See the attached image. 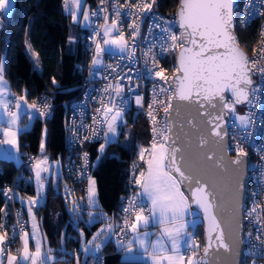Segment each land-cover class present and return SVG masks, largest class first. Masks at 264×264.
I'll use <instances>...</instances> for the list:
<instances>
[{
  "label": "snow or ice",
  "instance_id": "obj_1",
  "mask_svg": "<svg viewBox=\"0 0 264 264\" xmlns=\"http://www.w3.org/2000/svg\"><path fill=\"white\" fill-rule=\"evenodd\" d=\"M69 0H65L66 7ZM75 5V11L71 8L73 20L81 15V0H71ZM105 0H101L104 4ZM130 7L137 9L136 14L151 12L156 0H137L135 5L128 0ZM12 0H0V12L9 13ZM107 12V8L101 9ZM127 13L126 15H132ZM98 13L93 12L92 16ZM115 18L109 23V16H103L102 26L93 25L87 11L82 13L85 26L95 27L88 39H91L94 49L91 59L90 76H95L97 70L107 71L109 68L116 72L111 65H105L104 54L110 57H118L121 60L131 62L136 57V37L140 34V23L133 20L129 24L133 43L130 45L123 31L120 30L121 11L114 9ZM179 28L182 32L177 35L173 31L175 26L172 21L165 20L153 13L151 19L153 24L149 27L151 34L153 28L159 29V34L142 52L144 64L153 65L148 71L167 84V87L159 88L160 94H168V100H157V89H153V100L149 104L148 116L152 121L153 143L151 151L141 148L139 159L144 162L146 168L136 173L137 164L133 163L132 183L140 191L131 195L127 200L122 198L124 207L122 212L126 216H134L129 223L128 219L119 225L121 233L134 235L131 239H118L119 247L128 252L134 244H137L138 252L150 260L151 264H218L221 249L229 256V264H241L238 259L241 256V246L247 244L245 256L264 258V170L257 169L258 177H254L257 187L252 189L246 186V161L248 153L241 146L251 136V127L255 122L250 116H239V125L235 119L231 127H239L241 140L230 148L229 128L226 116L235 114L237 104H252L258 99V95L264 93V39L260 41V47H253V57H249L240 46L236 32L247 26L251 20L264 16V0H181L180 10L177 14ZM158 21V22H157ZM0 28L3 25L0 24ZM102 33V35H101ZM264 37V30L261 32ZM162 41V42H159ZM75 42L74 37L69 38V43ZM159 47L161 52L179 50L177 65L171 80L165 76V70L156 61L154 49ZM25 50L32 60L33 72H42L39 66V53L32 45L25 41ZM6 60L0 58V150L4 159H17L23 154L20 137L22 133L31 131L36 121L43 125L41 142L39 146L42 159L30 157L33 162L31 167L34 172V181L37 195L27 198V210L32 214V238L35 240V251L29 247V233L22 232V249L19 257L11 254V249L6 245L9 240L4 224L0 223V264H55L51 256V249L42 251V242L37 232L35 215L32 213L34 206H40L44 198V181L50 176L59 178V163L56 162V171L49 164L45 154L46 140L48 135L47 121L54 116L51 101L45 97H39L29 102L31 93L28 89H22L20 95L11 91V85L5 79ZM131 71V69H129ZM259 80L257 83L253 77ZM107 79V77H104ZM127 79L129 91L132 76L125 73L118 76V80ZM51 84L57 90L59 84L55 77L51 78ZM138 86V85H137ZM169 90L170 94H169ZM95 91V90H93ZM102 95L99 99L100 107L96 109L98 116H93V125L79 126L73 120L70 124L66 122L67 131L71 134L69 144L74 145L77 141L102 138L104 143L100 145V153L105 152L106 146L118 143L121 132L118 130L124 124V113L128 101L122 95L124 88L121 84L109 82L100 90ZM231 94V101L228 95ZM91 93L86 94V101L91 99ZM177 101L175 107L172 101ZM135 105L143 108V97L135 95ZM163 105L164 121L162 127H155L156 117L153 115V105ZM83 105H74V114ZM180 117L183 111L188 112V124L192 132L184 130V124L174 126L170 121L173 115ZM80 115L84 113L81 111ZM27 120V124L23 121ZM23 124V126H22ZM80 130L91 132V136L79 135ZM195 134L193 142L192 134ZM159 137L157 142L156 137ZM264 138V137H262ZM235 139V136L232 137ZM235 152V158L229 159V152ZM149 152V158L145 160V153ZM115 158V154H113ZM83 171L78 176L88 180L86 199L88 208L98 209L96 182L88 174V153H83ZM100 163L97 157L96 164ZM95 166V165H94ZM72 171V169H69ZM22 179V178H21ZM9 193L11 188L7 190ZM67 192L68 189L66 188ZM185 192L190 193L185 195ZM253 198L252 205L245 207L247 196ZM84 199V198H81ZM70 211L79 215V209L83 206L75 200L71 201ZM195 204L202 210L203 219L207 222L206 241L201 248L196 236L189 232V227L195 230L197 226V212L192 209ZM148 214L145 215V207ZM4 209H0V212ZM7 213H5L6 215ZM193 216L191 221L187 216ZM88 223H94L96 215L88 212ZM99 216L108 221L107 215L101 210ZM244 220L255 228V240L253 232L245 231ZM20 221L18 220V224ZM162 227L160 236L151 241L152 233L140 232V228L147 229L152 224ZM117 225L107 222L106 226L99 229L92 239L81 248V252L87 257L91 255L98 264H101L99 253L102 247L111 240L115 234ZM16 230L13 229V238ZM83 237V232H81ZM185 246V247H182ZM202 251V255H198ZM187 253V256L185 255ZM79 264V253L73 254ZM246 264V262H245ZM254 264V261H253Z\"/></svg>",
  "mask_w": 264,
  "mask_h": 264
},
{
  "label": "trees",
  "instance_id": "obj_2",
  "mask_svg": "<svg viewBox=\"0 0 264 264\" xmlns=\"http://www.w3.org/2000/svg\"><path fill=\"white\" fill-rule=\"evenodd\" d=\"M87 1L94 6L98 0ZM177 5L178 0H157L156 10L163 15L174 17ZM0 19L3 23L0 58L6 60L5 79L16 95H20L22 89H28L31 93L29 102L40 94L54 97V116L47 121L45 154L51 159H60L65 152L64 103L78 97L79 85L88 61L89 54L85 47L87 29H81L80 24L74 22L73 17L65 11L64 0H15L12 12L10 14L0 12ZM236 34L241 46L250 54L257 38V29L255 27L238 29ZM70 35L75 38L72 44L69 43ZM25 41L39 53L42 72H33L32 60L25 50ZM52 77H55L59 84L58 90L51 84ZM124 121L125 123L118 129L121 132L119 142L106 146V152L100 154L99 151L100 145L104 143L103 139L89 147L93 159L100 157V163L94 173L99 202L97 210H102L115 225L119 220L122 196L129 189L132 165L139 162L137 159L139 149L148 147L150 143L147 121L140 114L133 110L125 111ZM42 127L41 122L36 121L31 131L21 134L20 151L23 154L21 160L25 152L29 155L38 153ZM139 164L143 165L140 162ZM16 175L18 192L27 197L33 196L34 186L27 181L31 176V166L20 172L19 165L13 160L0 159V209H4L0 212V223H4L6 227H9L11 220L5 218L7 201L3 188L10 184ZM59 182H63L62 177ZM66 205L62 191L56 192L50 188L46 203L35 209L41 221L42 232L56 251L55 264H76L73 254L79 253V258L82 257L81 232L89 238L104 223L103 220L88 223L89 216L83 209L81 210L85 218L76 215L77 218L74 219L68 213ZM56 208L61 210L59 212L62 218L57 231L53 229V211ZM194 234L202 248L203 230L200 221ZM99 254L104 255V264H144L141 261L123 259L122 249L114 238L102 247ZM94 261L95 258L89 255L84 264H93Z\"/></svg>",
  "mask_w": 264,
  "mask_h": 264
},
{
  "label": "built area",
  "instance_id": "obj_3",
  "mask_svg": "<svg viewBox=\"0 0 264 264\" xmlns=\"http://www.w3.org/2000/svg\"><path fill=\"white\" fill-rule=\"evenodd\" d=\"M157 2V0H156ZM81 3L84 4V9L89 13L90 18L93 22V25H99L102 26L104 24L103 16L107 15L109 16V23H111V20L115 18L114 16V9L119 8L121 11V17L119 18L121 21L120 24V30L124 32L125 37L128 39L129 44L131 45L133 41L131 40V29L129 28V24L135 20L140 23V34L136 37V43L139 45V47L136 49V57L129 62L128 60H121L118 57H110L107 54H104L103 59L105 65H111L112 68L116 69V72H113L111 68H109L107 71H100L97 70V74L95 76H90V68H91V59L93 55V51L90 50V47L94 49V45L92 44L91 39H88L92 35V33L97 30L95 27H88L85 34V47L88 51V61L85 68L84 75L82 77L81 83L79 85V95L78 97L65 102L66 106V118H65V129H64V146H65V152L63 156L60 158L62 163V170H63V177L67 181V189L66 192L67 196L65 197V201L70 205L72 204L71 201L75 200L77 203H80L83 205L80 209L89 211L94 210L92 208H88L87 206V199H86V190L88 188V180L82 179L78 176V172L83 171L82 169V160L80 157L83 153H88V161H89V168H88V174L91 176V178H94V173L97 167V158L93 159L91 156V151L89 147L91 145H94L96 143H99L102 138L99 139H93L91 142L84 141L83 144H80L79 141H77L74 145L69 144V138L70 133L67 131L66 122L70 124L73 120H75V124L79 126L81 122H83L84 125H93L92 117L98 116L96 109L100 107V103L98 102L102 93L101 89L105 87L106 84L111 82L112 84L119 83L123 86L124 91L122 95L125 97V99L128 101V106L125 111L133 110L134 112L140 114L148 124L149 129V146L145 147L150 150L151 145L153 143V124L151 119L148 116L149 111V104L152 103L153 100V89H157L156 99L157 100H164L167 102L168 100V94H160L159 88L161 86L167 87V84L164 83V81H161L158 77H155L152 75L148 69H153V65L149 63L147 66L144 64V57L142 55V52L145 50V48L153 41V38L156 37L159 34V29L153 28L151 34L149 33V27L153 24V20L151 19L152 14L155 13L158 15V17H162L165 20L172 21L175 25L173 27V31L179 35L181 33L180 30L177 29V23H176V17H172L169 15H163L159 13L156 10V3L153 5L152 11L145 12V13H137V9L134 7H130L128 0H105L104 4H101V0H98L97 3L92 6L90 2L87 0H81ZM137 3V0H131V4L135 5ZM241 3H244V0H241ZM65 4V0H64ZM107 8V12H102L101 9ZM96 12L98 13L97 16H92V13ZM127 13H133L132 15H126ZM158 22V21H157ZM255 27L257 29V38L252 46L251 53L249 54V57H253V47L259 48L260 47V41L261 39H264V37H261V32L264 30V16L254 18L249 22L247 26H244L242 30H246L249 28ZM102 35V33H101ZM162 42V41H159ZM156 61L159 64L161 68L165 70L164 74L165 76L169 77V80H171L173 76L174 69L176 67L175 59L172 58L175 57L177 50H170L161 52L159 47H156L154 50ZM131 69V71H129ZM125 73H128L132 76V83L131 87L133 91H129V82L125 78L124 80H118V76H123ZM104 77H107L105 79ZM254 80L259 83V80L256 76L253 77ZM138 85V86H137ZM95 90V91H93ZM169 90V94H170ZM91 93L92 98L88 99L86 101V94ZM135 95H140L143 97V108H140L139 106L135 105L134 98ZM18 96V95H17ZM47 97L53 106L54 109V97L46 94H40L39 97ZM231 101V100H230ZM86 102V107L80 108L79 111H77L75 114L73 112L74 105H83ZM83 112L84 115L81 116L80 112ZM153 115L156 117V124L155 127L159 131V129L162 127V125L165 123L164 121V112H163V105L161 104H155L153 105ZM246 116H250L251 119L255 122L254 126L251 127L252 136L251 138L243 142L241 146L244 148V150L248 153V183L252 189H255L257 187V183L254 182L253 178L259 176V172L257 169L264 170V93H261L258 95V99L254 100L252 104H246ZM232 123L228 122L227 127L229 128V147L232 148L235 146L237 141L241 140V135L243 134L241 132V129L239 127H231ZM79 135L83 137V135H89L91 136V132H85L84 130H80ZM235 136V139L233 140L232 137ZM159 137H156L157 142H159ZM149 152L145 153V160L147 158ZM229 154L231 156H235L234 151H230ZM41 155L40 150L36 155H29L26 152L24 153V157L21 160V163L19 164L20 172H23L24 169H29L32 165V161L30 160V157H35L38 159V157ZM139 162L144 164L143 161L139 159ZM137 164L136 173L138 174L140 170H143V165ZM95 165V166H94ZM72 169L70 171L69 169ZM133 173V169H132ZM17 179L18 175L14 177V179L11 181L10 184H7L3 188L5 200L7 201V209L5 213H7L5 216L6 218H10L9 227H6L4 224V228L8 233L9 240L6 241V245L11 249V252L14 251L15 255L19 257L20 250L22 249V239L20 238L22 235V232L28 231L29 229V219L26 207L21 204L20 201L17 199ZM133 177L131 174L130 178V184L128 191L122 196L124 200H127L131 195L138 193V187L135 186L132 183ZM11 188L12 191L9 193L7 190ZM22 198H25L27 196L21 195ZM84 198V199H81ZM122 200V199H121ZM253 198L249 195L247 197V200L245 202V207L248 208L252 205ZM261 203L264 204V199L261 200ZM99 205V202H98ZM124 203L121 201V207H120V214H119V220L117 223L116 231H115V239H122V240H128L130 232H127V235H123L121 233V229L119 225L123 224V221L125 219H128L129 223L134 219V216H126L124 212H122V208L124 207ZM35 208H38L39 206H34ZM148 207H145V213L148 214ZM196 218H198L201 221L200 215L197 213ZM18 220L20 223L18 224ZM245 225V231H252L253 232V240H255V228L253 225L249 224L247 220H244ZM16 230V237L13 238V229ZM264 239V237H262ZM247 244L243 245V253L247 250ZM187 256V253H185ZM100 262L101 264H104V255L99 254ZM264 264V258L259 257H252V256H245L244 255V264ZM93 264H98L97 260L95 259Z\"/></svg>",
  "mask_w": 264,
  "mask_h": 264
},
{
  "label": "rangeland",
  "instance_id": "obj_4",
  "mask_svg": "<svg viewBox=\"0 0 264 264\" xmlns=\"http://www.w3.org/2000/svg\"><path fill=\"white\" fill-rule=\"evenodd\" d=\"M68 4H70V5H72V6H68L67 5V13L68 14H70L72 17H73V15H72V12H70L68 9L69 8H71L73 11H75V5H73L72 3H71V0H69V3ZM65 6H66V4H65ZM84 11H86L85 9H84V4L83 3H81V9H80V12H81V15H78V18H77V20H73L74 22H77V23H79L80 24V28L81 29H87L89 26H85V23H84V21H83V19H82V13L84 12ZM70 37H73L72 35H70ZM40 66V65H39ZM15 94V93H14ZM246 116V105H243V106H237L236 105V112H235V114H232V113H229L228 114V118H229V123H233V121H234V119H235V117H239V116ZM26 122V124H27V120H25V121H23V124ZM23 124H22V126H23ZM235 124H237V125H239V120L238 119H235ZM129 131V130H128ZM128 131H127V133H128ZM141 149V148H140ZM140 149H139V151H140ZM106 148H105V152H106ZM139 151H138V157H137V159H138V161H139ZM2 153V150H0V154ZM101 154V153H100ZM1 157V156H0ZM47 157H48V161H49V164H52L53 165V171L55 172L57 169H56V167H55V165H56V162H58L59 163V165H60V167H59V172H60V176H59V178H56L55 176H50L47 180H45L44 181V183H45V185H46V187H45V189H44V198L40 201V206L41 205H43V204H45L46 203V198H47V193H48V190L50 189V188H52V189H54L56 192H58V191H62V193H63V195L66 197L67 196V194H66V191H65V189L67 188V181L64 179V177L62 176L63 175V170H62V163H61V160L60 159H51L48 155H47ZM43 157H42V155H40L39 157H38V159H42ZM10 160H13L16 164H20V162H21V157L20 158H17V159H11L10 158ZM137 161V162H138ZM31 176H30V178H27V181H29V182H31L32 184H33V186H34V189H35V193H34V195L33 196H28V197H35L36 195H37V191H36V185H35V181H34V172H33V169H32V167H31ZM22 176H23V174H22ZM60 177H62V179H63V182H59V179H60ZM94 179V178H93ZM95 180V179H94ZM95 186H96V184H95ZM96 190H97V187H96ZM28 197H25V198H22V196H21V194L18 192L17 193V199H18V201H20L21 202V204H23L25 207H26V204H27V198ZM97 199H98V195H97ZM66 206H67V211H68V213L71 215V217L72 218H74V219H76L77 218V216L75 215V217H74V214L70 211V209L72 208V204H68L67 202H66ZM35 207H33L32 208V213H34V215H35V222H36V224H37V232H38V234H39V238L41 239V242H42V251H44V252H47L48 251V249H51V256L54 258V260H56L57 259V255H56V251H55V249L54 248H52L51 246H50V244H49V241H48V239H47V237L43 234V232H42V229H41V221H40V219L38 218V216H37V214H36V211H35ZM58 208H56L54 211H53V221H54V223H53V229L55 230V231H57L58 230V227H59V223L61 222V216L59 215V211L57 210ZM26 210H27V207H26ZM101 210H97V209H94V210H89V211H87V214H88V212H92L93 214H95L96 215V219H95V221H98V220H100L101 219V217L99 216V212H100ZM27 214H28V218H29V229H28V233H29V239H31L32 238V214H30L29 212H28V210H27ZM59 215V216H58ZM79 218H85V215L83 214V212H82V210L81 209H79ZM102 225V227L101 228H103V227H105L106 226V224H104V223H102L101 224ZM101 228H99V229H101ZM98 231V230H97ZM96 231V232H97ZM96 232H94L93 233V235L96 233ZM93 235H91L89 238H86L84 235H83V237H82V239H81V243H80V253L82 254L81 256H82V260L85 262L87 259H88V256L86 257L84 254H83V252H81V248L87 243V241H89V240H91L92 239V236ZM112 237H113V235H112ZM111 237V238H112ZM32 244H33V247H32V249H33V252L35 251V240L32 238ZM81 261V259H79V262Z\"/></svg>",
  "mask_w": 264,
  "mask_h": 264
},
{
  "label": "water",
  "instance_id": "obj_5",
  "mask_svg": "<svg viewBox=\"0 0 264 264\" xmlns=\"http://www.w3.org/2000/svg\"><path fill=\"white\" fill-rule=\"evenodd\" d=\"M180 5H181V0H178V5H177V8H176L175 17H176L177 29L180 30V31L182 32V29L179 28V24H178V16H177V14H178V12H179V10H180ZM0 24L3 25L1 19H0ZM2 30H3V28H0V35H1ZM236 36H237V34H236ZM237 39H238V36H237ZM240 46H241V44H240ZM241 48H242V49L245 51V53L249 56V54L247 53V51H246L242 46H241ZM178 56H179V50L177 51V53H176V55H175V62H176V65H177V59H178ZM253 79H254V78H253ZM226 95H228L229 100L232 99L230 93H226ZM172 103H173V105H174V107H175L177 101L173 100ZM246 104H247V103H244V104H237V106H243V105H246ZM170 111L173 112V115L170 117V121L172 122V124H173L174 126H177V125H179V124L182 123V124H184V126H185L184 130H185L186 132H192L191 125L188 124V119L190 118L188 112L183 111V112L181 113L180 117H175V115H174V111H173V110H170ZM226 119H227V121L229 122L228 115L226 116ZM227 125H228V124H226L225 127H227ZM192 139H193V142H194V141H195V134H194V132H193V134H192ZM225 139L229 141V138H228V137H226ZM233 158H235V156H231V155L229 154V159H233ZM244 159H245V161H246V169H247V171H246V176H245V183H246V186H248V185H249V183H248V160H249V159H248V157H244ZM185 195H189V196H190V193L185 192ZM247 197H248V196H247ZM247 197H246V200H247ZM246 200H245V202H246ZM192 209H193L194 211H196V212L200 215V218H201L200 223H201V225H202V230H203V238H202V247H203V245H204V243H205V241H206L207 222H206V220L203 219L202 210L198 209V207H197L195 204H192ZM243 223H244V222H243ZM200 255H202V251L200 252ZM238 259L241 261V264H244L243 245L241 246V256H240ZM218 264H229V256H228L227 253H224L222 249H221V255H220L219 260H218Z\"/></svg>",
  "mask_w": 264,
  "mask_h": 264
},
{
  "label": "crops",
  "instance_id": "obj_6",
  "mask_svg": "<svg viewBox=\"0 0 264 264\" xmlns=\"http://www.w3.org/2000/svg\"><path fill=\"white\" fill-rule=\"evenodd\" d=\"M14 3H15V0H12V7H11V9H10V12L9 13H5V14H10L11 12H12V10H13V7H14ZM68 6L70 7V6H72V5H70V4H68ZM65 11L67 12V8H66V6H65ZM12 91V90H11ZM13 93V92H12ZM151 151V148H150V150H149V152ZM0 159H4L3 158V155H2V153L0 154ZM149 158V153H148V155H147V158L146 159H148ZM8 160H10V159H8ZM21 163V162H20ZM17 165H19V164H17ZM146 168V165L145 164H143V170ZM32 173V172H31ZM140 191V189L138 188V192ZM149 207H150V205H148ZM6 211V210H5ZM58 211H61L60 209L58 210ZM59 213V215L61 216V214H60V212H58ZM58 215V216H59ZM145 215H147L146 213H145ZM54 216V215H53ZM5 218H6V216H5ZM29 219V218H28ZM192 219H194V217L193 216H191V215H189V216H187L186 217V220H188V221H191ZM195 219H197V223L200 221L198 218H196L195 217ZM100 220H103V222H104V224H106L107 222H111L113 225H115L112 221H110L109 219H108V221H105L104 219H100ZM102 227V226H101ZM100 227V228H101ZM99 230V229H98ZM144 231H148L149 233H152V235L150 236V240L151 241H155L159 236H160V234H161V231H162V227L161 226H158V225H156V224H152L150 227H148L147 229H144V228H140V232H141V234H143V232ZM188 231L189 232H192L193 233V235H195L194 234V230H193V228L192 227H189V229H188ZM134 234L133 233H131L130 232V235H129V238L128 239H131L132 238V236H133ZM112 238H114L115 239V234H113V237ZM117 241V240H116ZM33 242H32V238L31 239H29V247H30V250L31 251H33V249H32V247H33V244H32ZM22 246H23V243H22ZM119 246V245H118ZM138 245L137 244H134L133 245V248L131 249V251H128V252H126V251H124V250H122V253H123V259H125V260H133V261H141V262H143L144 264H151V262H150V260H148L147 259V257L146 256H144L143 255V253L142 252H138ZM182 247H185V246H182ZM120 248V247H119ZM11 254L12 255H15V252L14 251H12L11 252ZM57 255V254H56ZM80 259V258H79ZM5 264H7V261H6V259H5ZM22 264H23V262H22ZM77 264V263H76ZM79 264H84V261L82 260V257H81V261L79 262Z\"/></svg>",
  "mask_w": 264,
  "mask_h": 264
}]
</instances>
